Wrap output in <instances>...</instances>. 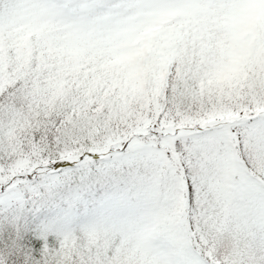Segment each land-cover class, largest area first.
I'll list each match as a JSON object with an SVG mask.
<instances>
[{
    "label": "snow or ice",
    "instance_id": "obj_1",
    "mask_svg": "<svg viewBox=\"0 0 264 264\" xmlns=\"http://www.w3.org/2000/svg\"><path fill=\"white\" fill-rule=\"evenodd\" d=\"M0 264H264V0H0Z\"/></svg>",
    "mask_w": 264,
    "mask_h": 264
}]
</instances>
